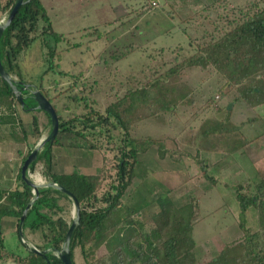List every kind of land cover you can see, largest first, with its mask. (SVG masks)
Masks as SVG:
<instances>
[{
    "label": "trees",
    "instance_id": "1",
    "mask_svg": "<svg viewBox=\"0 0 264 264\" xmlns=\"http://www.w3.org/2000/svg\"><path fill=\"white\" fill-rule=\"evenodd\" d=\"M14 1L0 0L1 12L9 11ZM152 1L156 2H139L136 13L153 9ZM171 1L163 0L162 9L167 11L164 5L170 6ZM215 3L218 6L214 25L208 37L204 35L206 33L201 36L193 54L177 60L162 72L153 71L139 86L127 87L104 107L102 114L86 104L85 96L80 97L82 91L77 85L82 82L77 84L76 80L80 79L81 74L69 76L57 68L55 62L60 52L78 44L68 46L67 42L64 48H57L60 39L65 41L66 37L52 29L39 0L23 3L4 29L0 37V60L7 73L19 78L14 83L23 96L21 109L32 108L28 112L33 113L32 124L37 128L36 114L42 111L34 108L36 102L30 92L31 88H37L51 102L58 116L57 135L39 150L29 171H33L35 165H42L41 172L47 182L67 189L79 202V221L69 242L73 264L76 248L83 264H199L193 238L194 226L200 218L196 196H191L184 204L175 205L166 192L153 201L146 203L143 200L145 207L142 203L141 207L129 206L122 197L134 176L138 153L136 147L143 143L147 150L159 141L149 136L134 137L130 134L133 126L144 119L164 122L166 114L177 116L184 124L182 129L188 130V135H193L184 143L195 148V155L187 157L192 158L200 176L210 183L214 182V177L209 174L210 166L207 160L199 158L198 151L243 156L250 141L259 139L264 133V121L256 119L255 115L237 123L230 119L233 109L223 108L220 122L210 120L212 115L197 114L199 109H205L214 102L213 92L218 93L221 99L230 97L232 103H240L247 112L264 105V0H248L238 6H231L228 0H215ZM166 13L172 16L171 10ZM96 31L100 37L102 34L97 28ZM50 40H53V44H50ZM35 41L39 42L40 49L42 46L46 48L44 56L40 55V62L47 64L38 79L33 81L30 80L31 75L22 69L21 59L22 51L30 49ZM187 70L197 73L183 76ZM212 71L217 73L219 84L211 94L205 95V87L211 86L207 85L211 82L209 79L216 81V77L207 75ZM63 78L73 79V83L61 86ZM24 85L29 88L22 89ZM75 88L77 91H72L70 99L77 103L83 101L82 110L84 108L86 112L81 116L76 112L63 116L54 100ZM89 92L92 93L91 89ZM15 102L18 100L9 84L0 78V107L3 108L0 110V124L10 126V141L24 143L26 133L17 120ZM197 103L200 105L197 106ZM63 107L68 112L67 106ZM43 114L50 131L49 117ZM192 121L198 123L194 132L191 131L195 129L194 124L190 123ZM246 124L252 130L255 126L260 129L247 136L241 131ZM16 128L19 130L17 134ZM61 133L71 134L78 144L82 140L89 148L102 151V166L96 173L84 174L76 170L69 173L50 172L52 147L59 143ZM70 148L74 150L73 146ZM28 152L21 158V164ZM173 152L161 144L157 146L160 157L171 156ZM20 166L16 174L18 184L14 188L0 187V220L9 216L16 218L18 223L33 198L32 187L20 176ZM250 178L251 183L232 186L239 209L237 225L242 237L224 244L215 256L200 264H264V170L252 168ZM71 203V198L61 190L51 186L39 187L38 196L33 199L21 226L23 236L26 240L30 236L31 240L28 241L32 246L39 251L46 250V258L27 247L24 250L18 234L19 224H16V234L22 246L15 251L7 249L0 232V264L8 261L12 264H62L56 252L61 248L68 230L69 223L64 213ZM144 208L150 212L148 227H145L142 218ZM249 209L260 210L261 222L254 231L247 227L246 212Z\"/></svg>",
    "mask_w": 264,
    "mask_h": 264
},
{
    "label": "rangeland",
    "instance_id": "2",
    "mask_svg": "<svg viewBox=\"0 0 264 264\" xmlns=\"http://www.w3.org/2000/svg\"><path fill=\"white\" fill-rule=\"evenodd\" d=\"M39 1L51 20L52 29L66 37L65 41L60 39L57 48H64L67 42L68 46L78 44L77 48L71 47L69 52L66 49L60 52V57L55 62L58 64L57 68L65 71L69 76L80 74L83 76L82 84L77 85L82 88V90L79 88V91H82L80 97L85 96L86 104L101 114L104 107L113 101L116 95H121L127 87L139 86L153 74V71L162 72L177 60L193 54L197 46L196 43L201 41V36L206 33L204 35L208 37V32L216 20V6H218L216 3L214 5L215 0H172L170 6L164 5L167 11H172V16H169L167 11L161 7L163 0H155L156 8L141 14L136 13L138 3H145L147 0ZM228 1L231 6H238L248 0ZM1 11L0 22H3L9 11ZM132 12L134 13L132 14ZM188 17L189 20H186ZM96 28L102 34L100 37H98ZM49 42L53 44V40ZM45 49L43 46L40 49L39 42L35 41L30 49L22 51L21 66L31 75L30 80L36 81L41 70L47 64L40 62ZM196 73L197 71L189 72L187 70L183 76L188 77ZM208 74L216 77V81L213 78L209 79L211 82L207 85L211 86L205 87L203 91L205 95L211 94L219 84L216 72L212 71ZM10 76L16 81L19 79L13 73ZM72 83L73 80L69 85ZM89 89L92 93L89 92ZM72 91L75 92L74 90L64 92L54 100L56 108L63 116H70L71 112L79 113L81 116L86 112V109L82 110L83 101L77 103L70 99ZM212 96L214 102L206 106L205 109H199L198 116L212 115L210 120L220 122L221 110L223 108L228 110L227 106L229 105V110L233 109L230 119L234 122L239 123V120H246L252 115H255L256 119L264 121V105L247 112L248 110L243 109L240 103L237 105L232 103L228 96L221 99L216 92H213ZM64 105L67 106L68 112H65ZM196 105L199 106L200 103ZM16 108L19 113L18 121L26 133V141L2 144L1 151L6 156L3 159L0 158V174L1 172L7 173L5 161L15 164L10 165L14 168L13 171H10L11 168L8 167L9 177L4 174L5 177L0 178V187L3 188H14L18 184L16 174L21 164V158L49 133L47 119L42 112L36 114L37 128H34L33 113L30 112L31 114L27 115L26 113L29 112L23 111L18 102H15ZM192 108L194 109L195 106ZM204 112L205 115H203ZM190 123L194 124L193 121ZM197 124L193 125L195 129L191 130L192 132L197 129ZM183 125L177 116L166 114L164 122L147 118L133 126L130 130L132 136L156 137L155 139L158 137L161 141L159 139L157 144L151 145L147 150L143 143H139L136 147L138 153L134 176L131 184L126 188L122 200L129 206L139 207L140 205L141 207L142 203L145 207L146 204L143 200L146 203L153 201L166 192L174 200L175 205L184 204L191 196H196L200 218L194 226L193 238L196 241L197 263L200 264L215 256L224 244H229L242 237V231L237 225L239 209L232 186L237 183L244 185L248 182L251 183L252 168H257V171L264 170V133L259 139L250 141L245 149V155H227L222 161L215 164H213L217 158L215 154L210 155L206 153L207 151H198L199 158L207 160L209 166L213 164L209 168V174L214 177V182L210 183L200 176L199 169L192 158L187 157V155L191 157L195 155V148L184 143L185 140H190L193 135L191 136V133L188 135V130L182 129ZM257 129H260L259 126H255L252 130L246 124L241 131L247 136H251ZM17 132H19L18 128L15 129L16 134ZM59 138L60 142L64 141L62 134H59ZM80 141L85 147L80 148L79 146L73 150L63 144L58 149L61 153L56 151V154L58 158L62 157L63 159L68 155L70 162L90 161L89 166L78 164L81 166L79 168L72 164L70 167L74 166L79 171L96 173L102 166V151L91 149L82 140ZM159 144L174 151L173 154L164 157L158 156L157 146ZM8 158L10 159L8 160ZM250 158L253 159L252 162L249 160ZM83 167H86L85 170ZM41 171L42 165H35L34 170L29 171V175L35 182L44 184L47 179ZM50 172L52 171L50 170ZM246 214L249 230H257L259 222H261L260 210L249 209ZM64 217L69 224L74 219L73 202L69 205L68 211L64 213ZM142 218L145 221V227H148L150 212L147 209L143 212ZM16 224H18L17 219L14 218L12 229H10L12 235L4 236L5 231H0L4 236L5 247L13 251L22 246L19 245L21 239L19 241L16 234ZM28 238L31 240L29 235ZM24 240L32 246L30 240H26L25 237ZM74 263L83 264L77 248L74 251ZM6 264L12 263L8 261Z\"/></svg>",
    "mask_w": 264,
    "mask_h": 264
},
{
    "label": "water",
    "instance_id": "3",
    "mask_svg": "<svg viewBox=\"0 0 264 264\" xmlns=\"http://www.w3.org/2000/svg\"><path fill=\"white\" fill-rule=\"evenodd\" d=\"M27 1L28 0H15L14 1L13 5L11 6V8L8 12L6 19L3 22L2 21L0 22V37H1L4 29L7 26H9V24L11 23L12 19L14 18L15 14L17 13V11L21 7V5ZM0 78L9 84L11 90L13 91V93L15 95V98L19 102L20 108H23L24 100H23V96L21 94V90H19L17 88V86L14 83V79L10 76V74L5 71V69L3 68V65L1 63V60H0ZM24 88H29V86H27V85L22 86V89H24ZM30 92H31L32 98L36 102V105L34 108L41 110L42 112H44L49 117L50 131L45 138H43L39 143H37L35 146L30 148L27 156L23 160L22 165L20 167V176L29 186L32 187L33 198L30 200L26 209L24 210V212L22 213V215L19 218L18 234H19V237L21 239V242L24 243V245L29 250H31L35 253H38V254L45 257L46 250L39 251L34 246L28 245L26 243V241L24 240L21 225L24 221V217L26 215L27 210L29 209L30 205L32 204L33 199L38 196V188L39 187L51 186V187H54V188L61 190L62 192L66 193L71 198V200L73 202V206H74L75 217L70 222V224L68 226V230L66 232L65 239L63 241V244H62L61 248L56 252V255L60 259L62 264H73L71 257H70L69 242H70L71 234H72L74 228L76 227V225L78 224V221H79V210H80L79 202L77 201L76 197L72 193H70L67 189L63 188L62 186H59V185L52 183V182H44V184H40V183L35 182L34 179H32L29 175V167L35 161L39 150L43 147V145L45 143L52 142L58 133V116H57L55 108L53 107L51 102L37 88H31ZM227 109L228 110L230 109L229 105L227 106ZM30 110H32V108H29V109L24 110V111H30Z\"/></svg>",
    "mask_w": 264,
    "mask_h": 264
},
{
    "label": "crops",
    "instance_id": "4",
    "mask_svg": "<svg viewBox=\"0 0 264 264\" xmlns=\"http://www.w3.org/2000/svg\"><path fill=\"white\" fill-rule=\"evenodd\" d=\"M50 22H51V20H50ZM51 25H52V23H51ZM74 48H77V46L76 47H74ZM80 48V47H79ZM131 49V48H130ZM68 52L70 51L69 49H66ZM82 77L83 76H81L80 77V79H77L76 80V82H77V84L82 80ZM65 78H67V77H65ZM65 78H63V85H68V84H70V82H71V80H73V79H68V81H65ZM85 79V78H84ZM82 82V81H81ZM74 91L76 92L77 91V88H75L74 89ZM19 107V106H18ZM1 108H2V106H1ZM3 109V108H2ZM16 110V117H17V115L19 114L18 113V110H17V108L15 109ZM24 111V110H23ZM26 112H28V111H26ZM44 113V112H43ZM27 115L28 114H31L30 112L29 113H26ZM17 120H19L18 118H17ZM9 128H10V126L8 125V124H0V158H4L6 155L5 154H3L2 153V151H1V147H2V144L3 143H11L12 141H10L9 139H8V130H9ZM18 133V132H17ZM62 135H63V139H64V141H61L60 142V138L58 137V140H59V143L57 144V145H54L53 147H52V155H53V159H52V165H51V171L52 172H56V173H69V172H71V171H79V169H76V167H74L75 165L77 166V167H81V166H78V164H81V165H83V164H86V165H88L89 166V164L91 163L90 161H77L76 160V162H70V160H69V158H68V155H66L65 156V159H63L62 157L61 158H58V156H57V154H56V151H60V150H58V149H60V147H62L63 146V144L65 145V146H68L69 148L71 147V146H74V150H75V148L77 149V147L79 148V146H80V148L81 147H85V145H83V143L82 142H80L79 144L78 143H76V142H73L74 140H73V137H72V135L71 134H69V133H61ZM152 138H156V137H152ZM157 139H158V137H157ZM160 139V138H159ZM160 141H161V139H160ZM13 143H17V142H13ZM79 145V146H78ZM204 152V151H203ZM206 152V151H205ZM253 152V151H252ZM60 153H61V151H60ZM207 154H210V155H214L215 154V156H217V158H216V161L213 163V164H215V163H217V162H219V161H222L226 156H224L223 154H221V153H210V152H206ZM75 154V153H74ZM73 158V157H72ZM10 158H8V160H9ZM96 160H97V158H95ZM250 161L251 160H253L252 158H250L249 159ZM252 162V161H251ZM7 166H5L6 167V171H7V173H8V167H10V165L12 164V165H15L13 162L12 163H8V162H4ZM72 164H74V166L71 168L70 166H72ZM212 164V165H213ZM14 167V166H13ZM211 167V166H210ZM11 169H10V171H13V169L14 168H12V167H10ZM84 168H86V167H83V169ZM85 170V169H84ZM80 173H84V174H92L93 172L91 171V172H86V171H79ZM7 173H5L4 172V174L5 175H7V177H9V174H10V172L7 174ZM3 174V172H1V174H0V178H2V177H5V175ZM8 219H10V220H8ZM13 217H3L1 220H0V226H1V231L3 230V231H5L4 232V236L6 235H12L11 233H10V229H12V226H13ZM3 222H4V224H3ZM6 233V234H5Z\"/></svg>",
    "mask_w": 264,
    "mask_h": 264
},
{
    "label": "built area",
    "instance_id": "5",
    "mask_svg": "<svg viewBox=\"0 0 264 264\" xmlns=\"http://www.w3.org/2000/svg\"><path fill=\"white\" fill-rule=\"evenodd\" d=\"M151 5H152V7H156L157 6L156 2H154V1L151 2Z\"/></svg>",
    "mask_w": 264,
    "mask_h": 264
}]
</instances>
